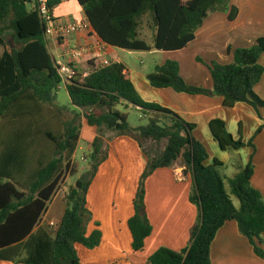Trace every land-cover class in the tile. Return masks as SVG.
Masks as SVG:
<instances>
[{
    "label": "trees",
    "instance_id": "16d2710c",
    "mask_svg": "<svg viewBox=\"0 0 264 264\" xmlns=\"http://www.w3.org/2000/svg\"><path fill=\"white\" fill-rule=\"evenodd\" d=\"M78 1L105 43L132 51L181 50L196 39L211 13L229 12L231 21L238 14L231 0ZM31 2L0 0V48L8 45L5 31L11 30L16 36V47L0 55V261L82 264L76 244L93 249L102 242L99 228L87 233L93 221L87 194L100 165L109 157L108 141L121 135L134 138L141 147L166 141L160 154L150 156L140 179L136 212L129 220L135 251L144 249L153 231L145 209L146 180L158 168L170 167L182 158L193 176L190 200L199 209L198 222L188 247L182 251L161 247L150 256L151 264H212V243L220 228L231 220L237 222L255 254L264 259V196L251 182L253 161L228 178L227 188L220 171L224 163L216 159L206 164L209 154L194 135L197 125L161 104L146 101L121 62H111L87 76L78 65L69 63L73 77L66 88L75 109L73 116L67 117L66 107L58 105L62 77L48 49L46 23L37 1L33 9L29 8ZM61 2L50 0L51 10ZM145 24L153 31V44L141 37ZM228 51L233 52L232 63L213 61L209 65L212 89L189 84L175 60L158 65L148 79L156 88L220 96L226 107L248 103L262 116L264 98L254 87L264 75L260 62L264 36L250 47ZM130 105L149 115L146 125L133 127L129 123L125 109ZM83 119L97 130L90 169L66 193V210L53 237L40 224L71 168ZM210 128L222 149L255 148L254 139L264 124L248 143L242 137L236 139L222 119H213ZM239 132L242 134V127ZM95 224L99 227L98 222Z\"/></svg>",
    "mask_w": 264,
    "mask_h": 264
},
{
    "label": "crops",
    "instance_id": "0c3cea01",
    "mask_svg": "<svg viewBox=\"0 0 264 264\" xmlns=\"http://www.w3.org/2000/svg\"><path fill=\"white\" fill-rule=\"evenodd\" d=\"M231 2L238 9L233 21L229 19V12L211 13L197 31L196 39L181 50L132 51L105 43L94 31L79 1L62 0L53 9L54 17L60 22H81L85 28L68 30L59 39H49L48 49L56 62L74 63L88 74L105 60L123 63L128 77L146 101L161 104L197 125L194 135L208 151L206 164H213L217 159L224 163L223 169L233 168L235 175L241 166H246L252 160L255 170L251 182L264 196V128L255 137L258 128L264 124V109L260 110V116L248 103L226 107L220 96L193 95L177 92L173 88H156L148 79V75L158 65L175 60L180 64L182 77L189 84L212 89L209 65L213 61L232 63L234 56L229 49L233 51L250 47L264 36V0ZM144 27L149 34L144 35L141 30V37L153 44L152 29L147 24ZM4 35L8 45L0 48L1 56L16 47L13 32L8 30ZM75 49H81L83 54L75 57ZM260 62L264 65V56ZM254 89L264 98V75ZM127 107L132 108L131 105ZM119 109L123 110V107ZM213 119L224 120L228 131L236 139L242 137L248 143L255 137V148L247 145L239 149H222L210 128ZM241 127L242 134L239 132ZM96 136V128L83 119L78 148L83 140L86 142L84 146L91 149ZM108 143L109 157L100 165L87 194V206L93 213L87 233L89 235L99 228L102 242L93 249L76 244L82 264H151L150 256L161 247L175 251L188 247L191 231L198 222L199 209L190 200L194 180L182 158L170 167L158 168L146 180L145 209L153 231L146 239L144 249L135 251L129 220L136 212L134 201L140 177L150 156L153 153L160 154L166 141L149 142L141 147L134 138L121 135ZM65 195L59 191L56 193L40 224L53 237L66 210ZM52 222L57 227H51ZM211 260L212 264H264V259L255 254L248 238L240 233L234 220L226 222L218 231L211 246ZM0 264L17 263L1 260Z\"/></svg>",
    "mask_w": 264,
    "mask_h": 264
},
{
    "label": "rangeland",
    "instance_id": "374dc122",
    "mask_svg": "<svg viewBox=\"0 0 264 264\" xmlns=\"http://www.w3.org/2000/svg\"><path fill=\"white\" fill-rule=\"evenodd\" d=\"M35 0H32V2L29 4V8L33 9L35 7ZM142 33L144 35H148L149 32L148 30L145 29V27L143 26L142 28ZM58 105L60 106H64L66 107V116L67 117H71L73 116V113L71 110L72 105H71V100H70V96L68 94V91L66 89L65 85H61L59 92H58ZM125 112L128 113L129 116V123L133 126V127H137L139 125H146L148 123V117L144 116L143 113L138 110L137 108L133 107L130 109H125ZM154 116V115H153ZM86 142L82 140L80 147L76 150L77 153L75 152L74 156H73V160H72V164H71V168L68 170V172H66L64 179L62 180L61 184H60V188H59V192L61 195L66 194L69 189L71 188V186H73L76 182V180L87 170L90 169V156L92 153V147L91 149H88L87 146H84ZM83 144V145H82ZM183 162V159H182ZM221 174L223 175L224 179H225V184L226 187L229 188V184H228V178H231L232 176H234L233 172V168H229V169H220ZM142 176V175H141ZM141 179V177H140ZM140 183V181H139ZM234 202L236 204V206H239V201L236 198H233ZM141 209V207H139V210Z\"/></svg>",
    "mask_w": 264,
    "mask_h": 264
},
{
    "label": "built area",
    "instance_id": "2783aa9c",
    "mask_svg": "<svg viewBox=\"0 0 264 264\" xmlns=\"http://www.w3.org/2000/svg\"><path fill=\"white\" fill-rule=\"evenodd\" d=\"M37 8L42 17V19L46 23V34L47 38L51 39L55 37L56 39L61 38L68 30H82L85 28V24L81 22H75L71 20H66L64 22L58 21L51 10L49 3L50 0H36ZM102 48V47H101ZM104 48V47H103ZM81 49H75L74 55L75 57H80L82 55ZM111 61L105 60L101 65L96 67V69L109 65ZM58 72L62 77V85H67L70 83L73 77V68L68 63H63L61 61L57 62ZM88 73H84V76H87ZM51 227H57L56 223H50Z\"/></svg>",
    "mask_w": 264,
    "mask_h": 264
},
{
    "label": "water",
    "instance_id": "95a60500",
    "mask_svg": "<svg viewBox=\"0 0 264 264\" xmlns=\"http://www.w3.org/2000/svg\"><path fill=\"white\" fill-rule=\"evenodd\" d=\"M12 41H14V40H12ZM140 210H142V208Z\"/></svg>",
    "mask_w": 264,
    "mask_h": 264
}]
</instances>
